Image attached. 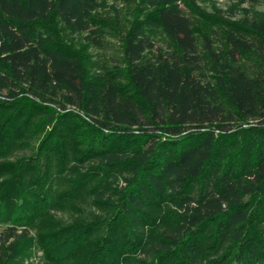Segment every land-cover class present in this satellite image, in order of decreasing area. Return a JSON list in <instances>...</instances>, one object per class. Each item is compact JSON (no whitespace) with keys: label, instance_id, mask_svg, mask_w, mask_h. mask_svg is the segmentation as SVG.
<instances>
[{"label":"trees","instance_id":"16d2710c","mask_svg":"<svg viewBox=\"0 0 264 264\" xmlns=\"http://www.w3.org/2000/svg\"><path fill=\"white\" fill-rule=\"evenodd\" d=\"M135 1L99 76L102 0H0V264H264V15Z\"/></svg>","mask_w":264,"mask_h":264},{"label":"rangeland","instance_id":"374dc122","mask_svg":"<svg viewBox=\"0 0 264 264\" xmlns=\"http://www.w3.org/2000/svg\"><path fill=\"white\" fill-rule=\"evenodd\" d=\"M102 1L104 7L93 16L95 22H100L102 29L99 48L93 47L90 41L85 40L86 33L69 35L68 32H63L57 21L55 23L58 30L61 29L56 35L60 37L64 45L70 50L80 52L84 58L85 68L91 74L99 76L114 71L115 68H118L120 72L123 70L120 36L124 35L131 23L138 19L135 0L128 3H124L122 0ZM192 2L193 6L182 4L181 8L194 20L197 27H202L203 32L212 28L221 30L227 22L241 20L246 14L248 16L252 13L264 15V0H258L252 5L242 4L237 7L233 1L192 0ZM150 38L153 39L155 45L161 48H164L167 43L166 37L159 29H155L150 34ZM58 217L62 219L63 213L58 214ZM31 235L33 237V232ZM28 256L25 264H43V256L35 246L29 249Z\"/></svg>","mask_w":264,"mask_h":264}]
</instances>
